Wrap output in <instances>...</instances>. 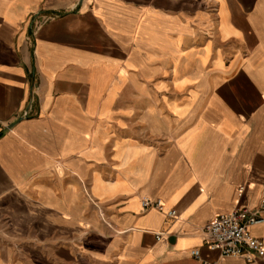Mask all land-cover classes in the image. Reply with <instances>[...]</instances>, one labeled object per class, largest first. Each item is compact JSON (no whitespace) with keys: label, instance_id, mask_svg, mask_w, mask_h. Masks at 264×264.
Masks as SVG:
<instances>
[{"label":"crops","instance_id":"obj_1","mask_svg":"<svg viewBox=\"0 0 264 264\" xmlns=\"http://www.w3.org/2000/svg\"><path fill=\"white\" fill-rule=\"evenodd\" d=\"M263 197L264 0H0V264H264Z\"/></svg>","mask_w":264,"mask_h":264},{"label":"built area","instance_id":"obj_2","mask_svg":"<svg viewBox=\"0 0 264 264\" xmlns=\"http://www.w3.org/2000/svg\"><path fill=\"white\" fill-rule=\"evenodd\" d=\"M142 207L162 210L163 204L159 200L145 199L142 201ZM260 211H264V197L261 198L258 209L242 208L215 216L204 228L207 246L211 250H218L222 257H242L248 262L263 257L264 242L249 232L251 226L264 222ZM166 215L174 217L176 214L174 210H168ZM191 255L199 257V251L192 250Z\"/></svg>","mask_w":264,"mask_h":264}]
</instances>
